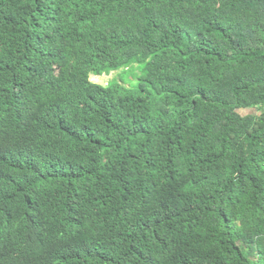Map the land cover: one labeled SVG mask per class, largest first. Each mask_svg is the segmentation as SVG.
Listing matches in <instances>:
<instances>
[{
	"label": "trees",
	"instance_id": "trees-1",
	"mask_svg": "<svg viewBox=\"0 0 264 264\" xmlns=\"http://www.w3.org/2000/svg\"><path fill=\"white\" fill-rule=\"evenodd\" d=\"M0 264H264V0H0Z\"/></svg>",
	"mask_w": 264,
	"mask_h": 264
},
{
	"label": "rangeland",
	"instance_id": "rangeland-1",
	"mask_svg": "<svg viewBox=\"0 0 264 264\" xmlns=\"http://www.w3.org/2000/svg\"><path fill=\"white\" fill-rule=\"evenodd\" d=\"M121 73H125V71H120ZM129 75L131 76H137V82H139V76L132 73H128ZM118 76V73L117 72H114L110 75L108 74H104V75H100V76H97V75H92L91 77V80L95 83H99V84H104V85H108L111 81H115V79L117 78Z\"/></svg>",
	"mask_w": 264,
	"mask_h": 264
}]
</instances>
